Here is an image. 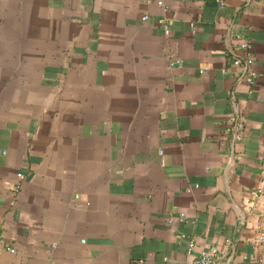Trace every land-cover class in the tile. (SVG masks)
<instances>
[{"label": "crops", "instance_id": "0c3cea01", "mask_svg": "<svg viewBox=\"0 0 264 264\" xmlns=\"http://www.w3.org/2000/svg\"><path fill=\"white\" fill-rule=\"evenodd\" d=\"M163 1L0 0V264H263L264 0Z\"/></svg>", "mask_w": 264, "mask_h": 264}, {"label": "built area", "instance_id": "2783aa9c", "mask_svg": "<svg viewBox=\"0 0 264 264\" xmlns=\"http://www.w3.org/2000/svg\"><path fill=\"white\" fill-rule=\"evenodd\" d=\"M159 4H163V0H157ZM163 20V19H162ZM166 32H169V28L166 27ZM243 53H235L233 55V62L237 67L236 78L240 81H246L249 83H254L257 80L258 72L255 67V54L254 45L250 40H245L241 44ZM184 59H177L178 62H183ZM247 116L244 113L234 112L228 117L227 129L232 132L235 139H241L243 131L245 128ZM25 177L23 173H19V178L22 180ZM21 186L20 183L17 184V189ZM264 195V154L261 157V168L259 185L255 190L256 201L260 196ZM250 242L253 247L259 251V255L255 258L256 261L264 264V222L256 227L254 234L250 238ZM194 246V240L190 241L191 250ZM245 258L247 255H244ZM249 259V257H248ZM232 255L222 252L216 245L204 248L195 255L188 264H231ZM132 264H147L146 260L143 258L136 259ZM164 264H172L168 258H166Z\"/></svg>", "mask_w": 264, "mask_h": 264}, {"label": "water", "instance_id": "95a60500", "mask_svg": "<svg viewBox=\"0 0 264 264\" xmlns=\"http://www.w3.org/2000/svg\"><path fill=\"white\" fill-rule=\"evenodd\" d=\"M243 226H244L243 223H240V224H239V227H238V233H237V235H236V237H235V241H237V240L239 239V234H240V231L242 230Z\"/></svg>", "mask_w": 264, "mask_h": 264}]
</instances>
